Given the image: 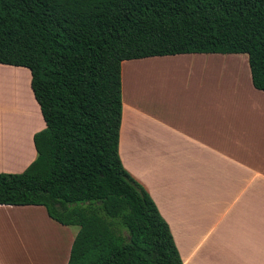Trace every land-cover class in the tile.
<instances>
[{"label":"trees","instance_id":"obj_1","mask_svg":"<svg viewBox=\"0 0 264 264\" xmlns=\"http://www.w3.org/2000/svg\"><path fill=\"white\" fill-rule=\"evenodd\" d=\"M181 53L246 54L264 91V0H0V64L30 71L45 122L0 204L78 227L67 264H182L118 152L122 61Z\"/></svg>","mask_w":264,"mask_h":264},{"label":"crops","instance_id":"obj_2","mask_svg":"<svg viewBox=\"0 0 264 264\" xmlns=\"http://www.w3.org/2000/svg\"><path fill=\"white\" fill-rule=\"evenodd\" d=\"M239 54L121 63L119 157L168 223L182 264H264V91ZM227 68L233 76L215 84V70L217 77ZM39 119L23 151L0 149V173L22 172L35 159ZM38 221L53 233L39 235ZM77 231L41 205L0 204V264H67Z\"/></svg>","mask_w":264,"mask_h":264},{"label":"rangeland","instance_id":"obj_3","mask_svg":"<svg viewBox=\"0 0 264 264\" xmlns=\"http://www.w3.org/2000/svg\"><path fill=\"white\" fill-rule=\"evenodd\" d=\"M238 56L248 63L247 55L239 54ZM16 68L19 69L6 71L0 68V149L5 147L20 152L23 151V139L26 138V134L31 128L40 127L41 122L39 115L41 112L30 87V71L24 67ZM222 70L223 71L219 72H223L224 75L221 73L222 76L217 77L215 70V84L220 83V77L226 82L229 81L227 78L228 76H233V69L231 70L227 68ZM247 74V77L249 78L250 73L248 71ZM141 76L145 77L147 75L142 74ZM158 78L159 77L157 76V79ZM38 108L40 113H38ZM31 215H33V213ZM27 217L30 218L29 215ZM35 219L38 220V217L32 216L30 220L35 222ZM35 225L36 223L30 225V229L33 231L32 233L35 232ZM37 227L39 229V235H43L42 233L44 232L48 235L53 233L47 225L42 223V221H38ZM24 228L25 231H23V236H26L29 232L26 229L25 224ZM46 242L48 243V241ZM32 244L35 243L33 242ZM43 246L48 245L43 244ZM34 264H37V262Z\"/></svg>","mask_w":264,"mask_h":264}]
</instances>
